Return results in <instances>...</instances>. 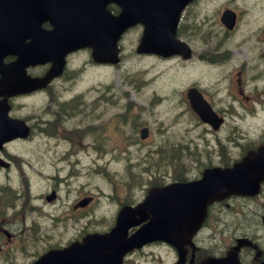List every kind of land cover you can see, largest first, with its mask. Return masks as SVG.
<instances>
[{"label": "flooded vegetation", "instance_id": "af4514ba", "mask_svg": "<svg viewBox=\"0 0 264 264\" xmlns=\"http://www.w3.org/2000/svg\"><path fill=\"white\" fill-rule=\"evenodd\" d=\"M142 1L135 0L134 5L139 6ZM31 3L32 8H27ZM46 3L50 2L47 0ZM21 4L24 7L19 4L12 7L9 2L0 3V21L6 22V28L20 35L22 46L37 44L39 19L44 27L52 26L50 21H43L45 0H25ZM209 4H213L210 10ZM108 9L115 16L122 12V7L116 3L108 4ZM144 31L143 23H136L129 28L118 42L120 51L123 52L125 49L126 37L133 33L136 34L134 48L137 53ZM176 35L187 43L190 49L189 57L183 58L180 54L167 57L181 64V73L206 66L217 71L215 76L217 85L223 87L224 76L220 69L225 68L227 64L231 66L228 77L232 81L230 85L232 100L227 108L219 107L202 88L193 85L209 101L218 117L223 119L222 124L210 118L206 120L212 125L204 123L206 120L203 122L194 113L188 98L190 87L183 95L188 101L186 103L189 110L205 124L206 132L208 129L210 132L207 133L216 138L217 145L215 146L217 148L207 150V163L204 165L206 167L194 179L200 178L208 168L229 167L244 160L247 166L252 167V173L260 185L247 194L231 195L211 204L203 224L193 238V244L185 245L182 258L170 244L155 240L127 251L122 256L120 264H135L134 258L138 257L145 259L143 264H146L149 258L162 260L160 254L145 252L152 247L168 249L165 258H173L172 264H178L180 259L182 264H204L211 258L227 259L226 264H264V0H194L181 12ZM200 38L218 39L211 47L207 46L200 51V46L197 47L194 43V40ZM229 39L231 45L226 46L225 42ZM2 52L0 50V53ZM81 53L89 54L91 62L96 66L104 68L110 66L95 63L92 58L93 47L87 46L69 54L62 73L54 77L45 87L28 89L31 84L28 85L26 82L19 88L20 93H11L2 82L12 83L21 77L19 71L11 69L12 62L22 58V51L20 54L18 52L7 54L0 60V67L4 65L5 68L4 73L0 71V257L2 258H27L21 264H32L51 252L63 251L72 245L82 244L93 234H108L116 227L119 214L123 210L136 209L146 199L149 189L157 185L153 182L138 202L126 201L120 204V210L112 226L103 231L91 232V207L99 200L102 204L104 200H108L107 196L99 192L93 194L81 185V182H86L88 178V173L81 175V171L87 169L84 164L87 146L84 143L80 147L79 143L86 140V133L91 128L84 130L74 126L75 124L70 125L71 128L63 125L64 119L71 115L73 118L83 114V108L87 105L73 101L75 107H72L69 104L71 101H60L50 90L57 82L73 72L70 67L71 58ZM241 53L244 54L243 58H239ZM138 55L166 59L156 54ZM33 62L25 66L26 74L31 78H42L49 73L52 63ZM234 62L239 64L237 69H232ZM48 91L50 93H47ZM45 93H47V101L50 102L49 107L53 110L54 119L51 123L48 119L44 123L40 121L32 123L30 118L22 114L26 113L23 111L25 104L22 101ZM108 102L109 100H106V103ZM125 120L128 121L127 115L123 116V122ZM226 123H230L228 138L227 142H222L218 140L217 135L222 129L224 130ZM242 123L248 124L246 130L241 129ZM144 128L147 131L145 136L142 134ZM141 129V139L147 140L150 136L148 125L142 126ZM79 131H82L81 134L78 133ZM43 132L50 140L54 138L55 144L50 146L46 155L39 159L41 163L37 164V170L30 173L25 153L17 152L11 147L20 145L18 143L25 145L32 136ZM8 134L13 136L5 138ZM130 143L131 141H127L125 146H129ZM68 146L70 148L64 152ZM76 148L83 149L77 151ZM82 163L84 165H81ZM42 164L48 166V170L43 168ZM15 168L19 169L18 175L15 174ZM31 180H35L40 185L50 182L53 189L39 194L32 189ZM132 181L136 182L135 179H131L126 183L128 193L134 188ZM77 193L83 194L76 197ZM44 203L50 207L44 206ZM107 217L108 215L103 219ZM150 218L149 213L136 211L133 214L132 212L127 217V222L130 224L127 237L143 228L149 223ZM46 220L51 221L50 226L46 224ZM70 223L73 230L75 227L79 229V234L68 235L64 241L53 242V236L57 235L52 234L53 230L59 227L64 229ZM170 251L173 255L169 253Z\"/></svg>", "mask_w": 264, "mask_h": 264}, {"label": "rangeland", "instance_id": "374dc122", "mask_svg": "<svg viewBox=\"0 0 264 264\" xmlns=\"http://www.w3.org/2000/svg\"><path fill=\"white\" fill-rule=\"evenodd\" d=\"M212 6L213 4L208 9ZM217 39L200 38L194 40V43L203 51ZM135 40L136 34L130 33L126 37L121 64L117 67L96 66L86 53L72 57L70 67L73 72L50 89L60 101H71L69 104L72 107H75L73 101L87 105L83 108V114L73 118L71 115L64 119L63 125L71 128L70 125L75 124L74 126L84 130L91 128L86 133V140L79 143L80 147L84 143L87 146L84 157L87 169L81 171V175L88 173V178L81 185L93 194L99 192L108 197L103 204L99 200L91 207V232L103 231L112 226L120 204L126 201L138 202L153 182L165 184L170 180H177L179 176L194 179L206 167L207 150L217 146L216 138L207 133L210 132L208 129L206 132L205 124L189 110L183 96L186 89L198 85L219 107L227 108L232 100L229 64L220 69L224 76V86L220 87L216 82L215 69L199 66L200 69L194 68L188 73H181L179 63L138 55L134 48ZM204 42L206 43L203 44ZM225 45L230 46L231 40L226 41ZM243 57L244 54L241 53L239 58ZM238 67L239 64L234 62L232 69ZM47 93L22 101L25 104L23 111L26 112L22 114L30 118L32 123H44L46 119L51 120V123L54 119ZM106 100L109 102L106 103ZM124 115H127L128 121L123 122ZM229 124L226 123L224 130L217 135L219 141L227 142ZM147 125L150 136L147 140H142L140 130ZM240 126L242 130H246L248 124L242 123ZM48 137L43 132L32 136L25 145L18 143L20 145L11 147L17 152L25 153L30 173L37 170V164L41 163L39 159L55 144V139L50 140ZM127 141H131L129 146H125ZM68 148L70 146L64 152ZM81 149L83 148H76L77 151ZM42 167L48 170L45 164ZM18 171L15 168L16 175ZM131 179L136 182L132 181L134 188L128 193L126 183ZM31 186L39 194L53 189L50 182L40 185L31 180ZM79 194L83 193L75 196ZM44 206L48 205L44 203ZM106 215L108 217L103 219ZM45 222L51 225V221ZM71 227L70 223L64 229H54L52 234L57 235L53 236L52 241H64L68 235H78L79 229L75 227L73 230ZM150 251L163 258L160 261L159 258H149L146 264L173 263V258H165L168 249L152 247L145 252ZM169 253L173 255L171 251ZM26 260L27 258L0 257V264H21ZM134 260L135 264H143L145 259L138 257Z\"/></svg>", "mask_w": 264, "mask_h": 264}, {"label": "water", "instance_id": "95a60500", "mask_svg": "<svg viewBox=\"0 0 264 264\" xmlns=\"http://www.w3.org/2000/svg\"><path fill=\"white\" fill-rule=\"evenodd\" d=\"M12 1L14 0H0V3H11ZM51 1H53V8L44 19H49L53 23L54 29L44 35L43 31L39 29L37 44L22 46L20 35L6 28V22L0 21L2 27L0 50L3 51L0 53V60L7 54L16 52L20 54L22 51L23 56L18 59L19 65L24 66L31 61H47L46 59L54 61L56 65L60 62L59 57L67 51L83 46L85 40L93 41L96 38L105 41L107 48L103 51L102 46L98 47L93 53L95 60L116 63L118 62V53L114 47L120 33L133 22L138 21L134 19V14L144 15L143 11L134 10L135 0H95L94 11L90 17L87 16V13L91 11L94 0ZM176 1L178 2L175 8L180 9L189 0ZM110 2L121 5L124 11L126 9L125 13L120 17H112L108 11L109 14H107L106 6ZM132 8L134 14L131 11ZM52 10H54V16ZM156 30L146 27L139 52L153 50L165 54L161 47L162 44H159L156 37V42L153 41L152 35ZM87 32L94 37L89 36ZM172 39L171 36L168 39L165 38L166 43H171ZM45 55H48L49 58H45ZM2 69L0 67V70ZM54 71L60 70L52 69L48 77L38 80L39 83H46ZM190 95L195 102V109L204 118H214L217 121L215 114L206 103H204L205 109L192 91ZM146 132L144 129V136ZM9 137L10 135L5 136V138ZM258 185L259 181L252 173V167L242 162L233 168L207 169L200 180L175 182L163 187H155L136 209L123 210L119 214L117 225L109 234H94L92 237L86 238L82 244L72 245L63 251L51 252L33 264H120L124 253L154 240L172 244L182 258L185 245L192 244V238L200 228L206 215V208L210 203L232 194L249 192ZM136 211L149 213L150 221L131 237H127L130 225L127 222V217L132 212L135 214ZM178 264H182L181 259ZM206 264L225 263H216L211 259Z\"/></svg>", "mask_w": 264, "mask_h": 264}, {"label": "bare ground", "instance_id": "6f19581e", "mask_svg": "<svg viewBox=\"0 0 264 264\" xmlns=\"http://www.w3.org/2000/svg\"><path fill=\"white\" fill-rule=\"evenodd\" d=\"M56 152H57V151H56ZM56 156H57V155H56ZM56 156H55V157H56ZM60 156H61V155H60ZM56 158H57V157H56ZM62 158H63V157H62ZM58 160H59V159H58ZM56 161H57V160H56ZM54 162H55V161H54ZM63 163H64V162H63ZM59 164H60V163H59ZM65 166H66V165H65ZM65 166H64V168H65ZM67 166H68V165H67ZM67 166H66V167H67ZM62 168H63V167H62ZM60 169H61V168H60ZM64 170H65V169H64ZM66 170H67V169H66ZM70 170H71V169H70ZM20 172L22 173V171H20ZM37 174H38V173H37ZM69 174H70V173H69ZM22 175H24V174H22ZM42 175H43V174H42ZM44 175H45V174H44ZM40 178H41V177H40ZM44 178H45V177H44ZM44 178H42V179H44Z\"/></svg>", "mask_w": 264, "mask_h": 264}, {"label": "trees", "instance_id": "16d2710c", "mask_svg": "<svg viewBox=\"0 0 264 264\" xmlns=\"http://www.w3.org/2000/svg\"><path fill=\"white\" fill-rule=\"evenodd\" d=\"M65 111H66V109H65Z\"/></svg>", "mask_w": 264, "mask_h": 264}]
</instances>
